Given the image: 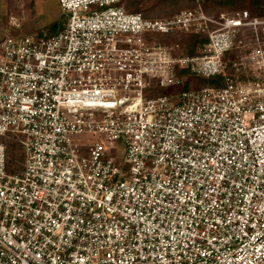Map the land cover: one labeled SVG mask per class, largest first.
<instances>
[{
  "label": "built area",
  "instance_id": "2783aa9c",
  "mask_svg": "<svg viewBox=\"0 0 264 264\" xmlns=\"http://www.w3.org/2000/svg\"><path fill=\"white\" fill-rule=\"evenodd\" d=\"M122 2L57 0L62 30L0 38V264H264V16Z\"/></svg>",
  "mask_w": 264,
  "mask_h": 264
},
{
  "label": "rangeland",
  "instance_id": "374dc122",
  "mask_svg": "<svg viewBox=\"0 0 264 264\" xmlns=\"http://www.w3.org/2000/svg\"><path fill=\"white\" fill-rule=\"evenodd\" d=\"M204 1V0H203ZM251 0H243L240 2L236 7H217L213 4V0H205V10L211 14V15H220V14H229L233 12L236 9H245L249 10L250 13L254 15L264 16V0H261V3L263 7L260 9H256L252 7ZM133 2V0H127L125 1V9L127 11H133V9H129L127 5L129 3ZM139 2V10L138 12L142 13L145 17L150 19H157V20H163L168 19L172 16H174V12L178 9H183L187 7L190 3H178L177 5H170L168 2L161 3L162 0H138ZM24 3V6H23ZM26 3V5H25ZM14 9L16 10L18 15H15V17H20L25 19V25L22 29V31L18 32H25L27 30L34 28H39L44 26L45 24H49L52 20H54L57 16V0H14ZM16 12L14 14H16ZM3 12L0 9V16ZM63 18V16L60 17V19ZM22 21V20H20ZM1 25L2 22L0 21V37H4L6 35H12V36H19L16 34H13L14 32H17L13 28H9L8 26L7 30L3 28L5 31H1ZM49 27V26H48ZM45 27V28H48ZM6 32V33H5ZM12 32V33H11ZM29 34L23 33L21 35ZM162 36L157 37V41L163 43V44H170V45H179L180 50L177 52L180 55L185 56V49L187 47V41L186 36L184 34H175L172 35V37L168 39L161 38ZM200 85V84H199ZM156 91V89L152 90ZM170 91L166 90H157L156 93H154L152 96L149 97H156L161 96L164 94H168ZM150 95V93H148ZM148 97V96H147ZM87 139L95 140L94 136H85ZM8 164H13L16 166H20V163H22V150L21 147L15 142L11 141V143L8 145ZM10 166V165H9Z\"/></svg>",
  "mask_w": 264,
  "mask_h": 264
},
{
  "label": "trees",
  "instance_id": "16d2710c",
  "mask_svg": "<svg viewBox=\"0 0 264 264\" xmlns=\"http://www.w3.org/2000/svg\"><path fill=\"white\" fill-rule=\"evenodd\" d=\"M125 1L127 0H123L122 5L125 9ZM243 0H213V4L217 7H221V8H225V7H231L234 8L236 7L240 2H242ZM168 2L170 5H177L178 3H185V2H189L190 4L183 8V9H178L176 10L174 13V15H176L177 13H179L182 10L185 9H190L193 8L195 3L194 0H162L161 3H166ZM252 7L256 8V9H260L261 7H263L261 0H251L250 1ZM139 2L138 0H133V2L129 3V5H127V7L129 9H133V11H127L125 9L126 12L128 13H140L138 12L139 10ZM202 6L203 9L205 11V13L209 14L206 10H205V0L202 2ZM240 9H236L234 11H237ZM144 18L146 19H150L145 17L142 13H140ZM211 15V14H209ZM65 18H59V20L57 22H55L54 24L50 25L48 28H43L42 30L47 34V35H51V34H55L57 32H59L60 30H62L63 28V24H64ZM175 35V34H173ZM184 36H186V40L187 41V47L185 49V56H194L198 54V50L199 47L206 43L207 39L206 36L204 35H197V34H184ZM172 37V35L169 36H162L161 38L164 39H168ZM188 76V80L186 81V84L183 86L184 90H190V89H200L206 86H212V85H216V86H224V76H218L215 78H210V79H203V78H196L193 76H189L188 74H186ZM228 76L232 75L231 71L228 72L227 74ZM200 84V85H199ZM159 90L158 88L156 89V91ZM162 90V89H161ZM156 91H150V95L147 94V96H152L154 93H156ZM155 95V94H154Z\"/></svg>",
  "mask_w": 264,
  "mask_h": 264
},
{
  "label": "crops",
  "instance_id": "0c3cea01",
  "mask_svg": "<svg viewBox=\"0 0 264 264\" xmlns=\"http://www.w3.org/2000/svg\"><path fill=\"white\" fill-rule=\"evenodd\" d=\"M25 5H26V3H25ZM23 6H24V3H23ZM0 9L3 12V14H2L3 16H0V21L2 22L1 31L7 30L8 26H10L9 28L12 27L13 30L15 29L17 31V32L13 33L16 35H21V34L27 33V32L29 34L30 33H39L43 28L54 24L61 17V14H60V11L58 8V4H57V16L49 24H45L44 26L39 27V28H34V30L30 29V30H27L25 32H18V31H22L26 20L23 18H20V17H15V15H18V14H17L16 10L14 9V0H0ZM15 12H16V14H14ZM20 20H22V21H20ZM3 28H5V30Z\"/></svg>",
  "mask_w": 264,
  "mask_h": 264
}]
</instances>
